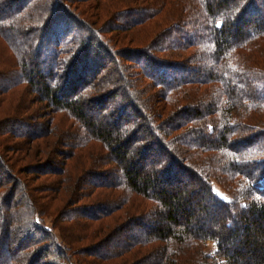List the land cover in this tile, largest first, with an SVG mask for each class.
Listing matches in <instances>:
<instances>
[{"label": "trees", "instance_id": "obj_1", "mask_svg": "<svg viewBox=\"0 0 264 264\" xmlns=\"http://www.w3.org/2000/svg\"><path fill=\"white\" fill-rule=\"evenodd\" d=\"M99 1L0 0V264H264V0Z\"/></svg>", "mask_w": 264, "mask_h": 264}, {"label": "rangeland", "instance_id": "obj_2", "mask_svg": "<svg viewBox=\"0 0 264 264\" xmlns=\"http://www.w3.org/2000/svg\"><path fill=\"white\" fill-rule=\"evenodd\" d=\"M103 1V2H102ZM100 0L99 1V3L98 4H101V3H107L108 1H110V0ZM113 2H116L117 3V9H119L120 10V12H124V10H131L132 9V7L134 8V7H141L140 5L142 4H145L144 3V0H112ZM150 2L151 0H147V2ZM111 2V1H110ZM146 2V3H147ZM120 7H122L123 9H120ZM132 11V10H131ZM126 12V11H125ZM162 13H165V11L163 10V11H160V14L161 15H163ZM120 14H123V13H120ZM136 15H138V14H136ZM161 15H159L158 17H160ZM134 16V15H133ZM133 16H131V15H129V16H124L123 17V15L121 16V18H119L118 19V21L120 22L119 24H121V23H123L124 22V20H131V17H133ZM111 16H107V15H104L103 16V18H101V24L103 23H105V22H107L106 20H110L109 18H110ZM157 17V18H158ZM111 19H112V21H113V19H115V17H111ZM116 21V20H115ZM115 21H113L114 23H115ZM109 22H111V21H109ZM109 24V23H108ZM118 24V23H117ZM142 29H143V27H140V26H137V27H132L131 29H129L126 33H120V32H118V33H120L119 35H118V37L117 38H120L119 36H121V38L120 39H122V36H126V39H125V41H126V44H124L123 42H122V40H121V43H119L120 45L119 46H121V45H126V46H133L134 45V43L135 42H139V41H141V42H144V41H142L143 40V38L145 37L144 36V34H143V31H142ZM117 33L116 32H109V33H107L106 35H104L106 38H109L110 36H112V35H116ZM130 37H134V38H136V40H135V42L133 43V44H131V43H129V38ZM119 48V47H118ZM12 75H8L7 76V78L8 77H11ZM15 76V75H14ZM5 79V78H4ZM3 80V79H2ZM24 89H26V90H24ZM30 91H31V89H28V88H26V87H21V92H24V93H27V96H28V101H30V104H32V108H33V111L34 110H39L38 112H41V111H45V110H47V107L44 105L45 104V102L44 101H40V98L38 97V95H36L35 93H30ZM118 99H116V101H117ZM29 104V105H30ZM2 106H0V120H2L3 118H4V115H3V113H1V111H2V108H1ZM48 109H49V107H48ZM50 110V109H49ZM51 112V111H50ZM94 114H96V113H94ZM52 116H53V118L55 119V121L56 122H61V123H67V125H70L71 123H73V120H72V118H70L67 114H65L64 112H57V111H54L53 110V113H52ZM111 120H113L114 119V116H111ZM114 121V120H113ZM65 123V124H66ZM13 127H15V125H12V126H9V128L11 129V128H13ZM41 126H39V125H36V129H39ZM27 130V127H24V126H21V130H19V132H25ZM6 137H8V135H5V138ZM8 141L10 142L9 144H11V145H17L18 147L19 146H22V144H23V141L20 139V138H15V137H12V138H10V137H8ZM69 141V140H68ZM105 151V150H104ZM101 154H103V153H99V156L100 157H102V155ZM105 157H107L106 156V151L104 152V154H103ZM42 161V163H44V162H46V159H40V158H38V157H32V156H29L26 160H24L21 164H20V167L22 168V166H24V165H26V166H30V164L31 165H34V164H38V163H40ZM54 161H58V160H54ZM162 161H164V158L162 157V156H158L157 158H156V162H157V165H159L160 164V162H162ZM41 163V164H42ZM18 164H19V162H18ZM56 164V163H55ZM147 166H149V165H147ZM150 166H152V164H150ZM108 168H111L112 169V166L110 165L109 167L107 166V167H105V169H108ZM24 169H27V168H25L24 167ZM28 172V171H27ZM25 175H27L26 173H25ZM30 177H32L33 179H32V182H33V184H34V186L36 185V186H41V187H44V186H53L54 184H55V181L58 179V175H56V174H52V173H50V174H48V173H44L43 175H42V177H40V176H33V175H30ZM118 177V174H116V171L114 172V173H111L110 172V174H108L107 175V177L106 178H102L103 180H106V181H110V180H113V179H115V178H117ZM37 178V181H34L35 179ZM215 188H216V191L218 192V194H220V196H222V197H224V198H229V195H228V193L223 189V188H221L219 185H215ZM109 190H111V189H109ZM104 195H106V193H102L100 196H104ZM95 197V196H94ZM94 197H92V199H95ZM106 197V196H105ZM104 198V197H103ZM100 202V201H99ZM109 204L108 203H106V205H105V207H107ZM79 214L80 215H83L84 214V212H82V211H80L79 212ZM46 219V222H47V225H49V226H51V220H50V218H45ZM117 230V229H116ZM135 231V229H132L131 231H129L128 233H126L127 231H125V233L123 232V233H120L119 235H117L118 237H115V238H113L110 242H109V244H107L106 245V247H104L103 249H101V250H99L98 252L100 253V254H102V253H106L107 251H111L112 250V248L117 244V243H121V240L123 239V240H125V239H127V236H130V235H132L133 234V232ZM135 233H136V231H135ZM113 236H115L116 235V233H115V231H113L112 233H111ZM103 236H106V235H103ZM109 238V237H108ZM111 238V237H110ZM109 238V239H110ZM12 241V240H11ZM14 244H15V242L14 243H11V249H12V251H13V249H14ZM14 252V251H13ZM4 255V257H5V253L4 252H2ZM124 256H126V255H124ZM124 256H119V257H117L116 259H114V262L115 261H117V262H120L121 260H122V258H124ZM73 262H75V264H78V262H77V259L74 257L73 258ZM121 263V262H120ZM154 263V258H151V259H149L146 263H143V264H153ZM121 264H123V263H121Z\"/></svg>", "mask_w": 264, "mask_h": 264}]
</instances>
